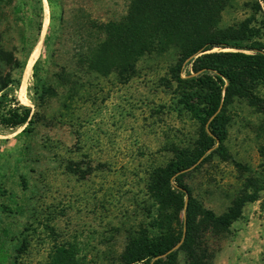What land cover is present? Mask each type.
Masks as SVG:
<instances>
[{
  "label": "rangeland",
  "instance_id": "1",
  "mask_svg": "<svg viewBox=\"0 0 264 264\" xmlns=\"http://www.w3.org/2000/svg\"><path fill=\"white\" fill-rule=\"evenodd\" d=\"M258 2L228 0L207 29L244 34L248 45L264 44ZM129 3L0 0V46L12 55L0 72L14 82L20 76V86L12 83L6 92L35 117L25 135H19L21 128L0 126L4 264H120L129 240L160 234L152 228L160 213L148 192L151 174L174 159L172 149L190 150L200 133L196 120L173 109L176 86L167 84L174 51L143 57L123 77L113 72L71 76L75 54L103 38L96 41L91 26L122 20ZM39 44L41 65L33 77L35 61L25 80ZM189 71L184 66L182 78ZM255 94L264 100V82ZM224 115L222 151L187 171L182 182L216 216L236 198L255 195L228 229H208L202 248L212 264H264V116L239 98ZM184 258L180 253L177 264Z\"/></svg>",
  "mask_w": 264,
  "mask_h": 264
},
{
  "label": "trees",
  "instance_id": "2",
  "mask_svg": "<svg viewBox=\"0 0 264 264\" xmlns=\"http://www.w3.org/2000/svg\"><path fill=\"white\" fill-rule=\"evenodd\" d=\"M227 1L130 0L122 20L92 25L101 35L97 34L96 41L102 40L74 56L73 78L112 72L123 77L143 57L173 50L176 58L167 84L176 86L173 109L179 115H189L200 128L199 139L190 150L172 149L174 159L151 174L148 192L160 213L152 228L159 229L160 234L129 240L120 264H177L180 253L185 256L183 264H212L202 248L205 232L228 229L241 217L244 205L257 199L255 195L240 196L224 214L216 216L204 210L182 182L187 171L198 169L222 151L228 124L224 110L233 99H245L264 116V100L255 94L256 87L264 82V44L248 45L244 34L207 29L217 21ZM34 2L39 4L40 0ZM257 9L264 19V0H259ZM33 29L38 36L40 20L33 23ZM11 63L12 55L0 46V65ZM40 65V60L35 62L33 77ZM186 65L190 71L182 78ZM12 83L19 87L20 76L14 82L0 72V126L21 128L19 135H25L31 132L35 117L31 108L20 105L6 92ZM48 90L43 87V93ZM3 193L0 185V197ZM5 262L0 257V264Z\"/></svg>",
  "mask_w": 264,
  "mask_h": 264
},
{
  "label": "bare ground",
  "instance_id": "3",
  "mask_svg": "<svg viewBox=\"0 0 264 264\" xmlns=\"http://www.w3.org/2000/svg\"><path fill=\"white\" fill-rule=\"evenodd\" d=\"M45 13H46V16H45V20H44V27L46 26V24L48 22V14H47L46 6H45ZM39 48H40V44L34 49L33 53L31 54V56L28 60V63H27L26 69H25V73H24V79L25 80L27 79L28 73H29L32 65L34 64V62L36 61V59L38 57Z\"/></svg>",
  "mask_w": 264,
  "mask_h": 264
}]
</instances>
